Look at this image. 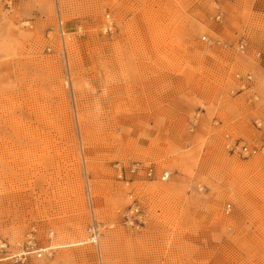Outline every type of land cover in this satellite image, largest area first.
<instances>
[{"label":"rangeland","instance_id":"obj_1","mask_svg":"<svg viewBox=\"0 0 264 264\" xmlns=\"http://www.w3.org/2000/svg\"><path fill=\"white\" fill-rule=\"evenodd\" d=\"M262 148L264 0H0V264H264Z\"/></svg>","mask_w":264,"mask_h":264},{"label":"built area","instance_id":"obj_2","mask_svg":"<svg viewBox=\"0 0 264 264\" xmlns=\"http://www.w3.org/2000/svg\"><path fill=\"white\" fill-rule=\"evenodd\" d=\"M220 17L221 15H217L216 19L219 20ZM202 40L208 43L213 42L210 39H207L206 36H203ZM243 47H244V42L242 41L239 44L238 48L243 49ZM236 78L239 84H241L240 89L246 90L249 93L251 100H257L258 96L255 91V86H254L252 76L250 74H247L245 77L236 75ZM256 125L260 126L258 122H256ZM227 148H229L230 151L238 150V152H240L242 156H248L250 154H255L257 151L255 148H250L244 144H237V145L232 144L230 146L228 145ZM262 150H264V148H262ZM127 173L130 175H134V176L142 175L143 177H146L149 180H158L160 182H166L168 181L170 177V173L168 171L157 172L154 167L143 165L142 163H139V162L133 163L130 166H128ZM229 208H230V205H227L226 209L228 210ZM138 213H139V208L136 205V203H133L132 206L130 207V210L124 216L126 218L127 223L131 224L132 216L137 215ZM88 232H89L88 239H92L93 237L96 236L97 237L96 240H98L99 234H98V229H97L96 224H92L91 226H89ZM52 235L53 233L50 232L49 237ZM89 243L96 245L95 242L90 241ZM44 253H46V251L42 250V248H38L36 246V242L34 238L30 235L25 241L24 245L22 246V252L19 255H17V257L19 258L21 262H24L30 256L40 259L43 257Z\"/></svg>","mask_w":264,"mask_h":264},{"label":"bare ground","instance_id":"obj_3","mask_svg":"<svg viewBox=\"0 0 264 264\" xmlns=\"http://www.w3.org/2000/svg\"><path fill=\"white\" fill-rule=\"evenodd\" d=\"M96 236L95 237H93L91 240L93 241V242H96L97 240H96Z\"/></svg>","mask_w":264,"mask_h":264}]
</instances>
